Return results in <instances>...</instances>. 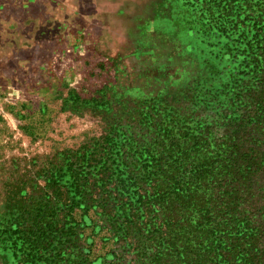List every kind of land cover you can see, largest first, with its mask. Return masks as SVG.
Masks as SVG:
<instances>
[{"label":"rangeland","instance_id":"1","mask_svg":"<svg viewBox=\"0 0 264 264\" xmlns=\"http://www.w3.org/2000/svg\"><path fill=\"white\" fill-rule=\"evenodd\" d=\"M263 24L258 0H0V220L17 199L41 194L62 152L114 126L147 133L137 111L153 105L210 123L259 161L264 142L252 135L264 120L247 123L237 95L253 84L246 100H259L248 73ZM258 165L240 186L253 212L264 208ZM74 217L73 237H95L96 253L116 245L85 227L81 209ZM16 237L0 232V264H20Z\"/></svg>","mask_w":264,"mask_h":264},{"label":"trees","instance_id":"2","mask_svg":"<svg viewBox=\"0 0 264 264\" xmlns=\"http://www.w3.org/2000/svg\"><path fill=\"white\" fill-rule=\"evenodd\" d=\"M258 4L264 7V0ZM252 49L248 74L259 100H246L248 91L251 97L256 91L253 84H245L237 99L251 110L247 123L259 125L264 120L260 31ZM235 82L240 85L241 79ZM137 113L147 133L137 137L114 126L62 152L41 194L7 207L0 232L17 235L20 264H264V208L247 209L240 187H248L258 164L264 165V153L257 161L255 149L242 152L239 143L214 135L210 123L192 124L167 106ZM262 128L261 137L252 135L259 142ZM76 208L84 212L85 227L111 233L112 249L96 253L95 237H73L79 229Z\"/></svg>","mask_w":264,"mask_h":264}]
</instances>
